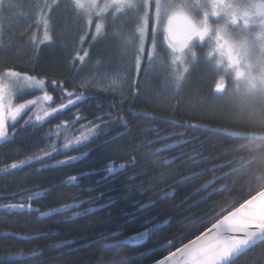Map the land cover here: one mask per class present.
Segmentation results:
<instances>
[{
    "label": "trees",
    "instance_id": "trees-1",
    "mask_svg": "<svg viewBox=\"0 0 264 264\" xmlns=\"http://www.w3.org/2000/svg\"><path fill=\"white\" fill-rule=\"evenodd\" d=\"M14 2L19 7L5 8L0 13L3 16L0 22L3 28L0 42L6 45L0 47V69L15 67L19 71L45 77L46 90L53 96V102L40 101L41 104L39 102V105L30 106L29 110H33V107V112L42 108L57 107L61 102L59 91L49 82L51 79L70 78L72 83L66 82L65 85L69 87V90L75 88L77 93L82 91L86 95H91L92 99L77 103L63 112L45 118V122L37 127H21L28 115H31L29 110H25L18 117L16 123L18 131L14 141L0 144V167L24 159L27 155L38 153L41 148H45L53 141H56L59 147L64 141V136L61 135L59 138L53 136L48 139L45 133L49 129H54L55 125L62 121L73 119V114L78 110L87 119L79 121L75 129L69 130L73 135L79 134L76 129H79L81 124L93 121L102 113H111L117 118L123 117L130 124L129 128L125 129L117 119L109 123L106 128H101L97 137L89 144L91 149L89 155L81 161L40 172L35 171L40 165L33 164L22 170H11L10 175L0 173V205L32 203L33 207L47 211L48 208L59 207L65 203L86 200L89 196H93L91 195L93 192L84 191L83 193L79 188L80 185L70 186L61 182L69 176L88 172L93 167L100 169L109 161H114L116 164L128 162L133 156L136 157L135 167H129L125 172L118 174L119 180L115 183L118 186L125 176L136 173L137 179L132 183L138 185L143 182V187L147 191L125 199L122 195L117 196L116 192H108L107 189L111 185L102 184L94 192V196L99 192H105L104 199L87 206L93 207L107 202L108 195L115 197L112 203L97 209L93 214L70 222L63 221L60 216L38 220L36 212L19 213L0 210V257H7L9 253L27 255L35 250L39 253L38 255L18 260L16 264H39L40 261H44L45 264H151L210 227L209 220L215 218L219 212V207L215 206L229 207L230 210L233 201H236L235 206H239V203H243L241 196L248 198L249 188L264 184V138L235 139L231 135L204 127L184 126L185 123H194L244 132H264V105L254 104L243 94L240 86L232 90L226 88L224 95L218 94L220 98L210 93L217 72L220 76L226 74L230 78L232 69L218 66V69L214 71L208 67L209 62L200 58V66L191 73L178 99L170 95L164 96L158 90L161 77L165 80V74L162 72H152L151 76H145L143 71L134 73V79L140 84L142 90L140 96L131 95L127 88L122 90L123 95L120 89L113 91L112 88L107 87L108 90L105 91V86L102 85L110 77H117L122 73L126 75L124 66L131 60V55L122 51L120 38L115 34L118 31V22L106 26V38L98 37L97 41H91L90 36H86L85 42L81 45L79 37L83 32L70 7V0H59V6H53L49 12L51 18L49 30L54 29V43L49 46V42H45L34 51L29 38L35 34L38 39H41L44 31L42 25L37 26L34 23L37 16L32 5L36 3V0H14ZM49 2L51 3V0ZM148 27L149 33L145 38V52L141 61L142 68L149 62L147 53L152 48L151 33L155 22L150 20ZM88 31L94 32V26ZM162 40V36L157 37L156 51L165 55L166 46L161 43ZM77 48L87 50L89 57H86L84 62H76L73 68L72 63L69 62V54H74ZM197 51L204 52V49L199 47ZM29 61H34V64L26 67ZM84 78L94 79L95 82L81 88L79 85ZM233 83L237 85L238 82ZM39 94L40 91L37 90H26L20 92L16 100L20 103L27 99L31 100L33 96L36 97ZM63 102L67 103L66 97ZM130 109L151 113L154 118H134ZM40 114L43 113L40 112ZM104 119L107 121L109 117L105 116ZM169 120H178L182 123L171 124ZM124 132L128 134L115 139L118 134ZM157 140L159 142L149 143ZM178 141H184V143L166 151L170 154L166 155L163 152L164 157L151 154L161 145L174 144ZM137 148L139 150H136ZM17 149H19L18 152L15 151ZM83 150V148L80 149V151ZM179 152L184 153H180L182 156L175 158L172 164L162 163V158H169ZM187 153L188 155H184ZM73 154L77 153L72 151L66 153V155ZM63 158L64 155L54 156L56 160ZM230 160L237 162L233 165L236 170L230 177L226 180L216 179V182L206 191H196L208 180L218 178L221 173L229 172L227 167L211 169L215 165H221ZM101 175H103L102 172L82 177V187L95 186L92 181L97 180ZM183 177L188 179L182 180ZM221 185H227L224 191H216L208 198L201 199L208 193H212L214 189H219ZM45 189L48 191L45 192ZM161 189L172 192L173 195L165 196ZM17 192L16 197L11 195ZM36 192H40L41 195L34 197L32 201L20 200L21 196ZM148 198L155 201L154 206L147 213L136 211L135 219H133L129 213L133 212L134 201L147 202ZM148 220L152 223H148L147 228H153L157 224L160 227L142 244L105 247V245H115L116 240L121 241L126 236L145 229V222ZM105 230L107 235L101 239L100 233ZM36 231L42 235L33 239L17 238ZM112 232H117L119 235L111 238ZM6 233L14 235H6ZM174 239L173 247L150 251ZM64 240H70L73 243L60 248L52 247ZM234 264H264V243H258L234 258Z\"/></svg>",
    "mask_w": 264,
    "mask_h": 264
},
{
    "label": "snow or ice",
    "instance_id": "snow-or-ice-1",
    "mask_svg": "<svg viewBox=\"0 0 264 264\" xmlns=\"http://www.w3.org/2000/svg\"><path fill=\"white\" fill-rule=\"evenodd\" d=\"M174 4V0H70V7L77 18L80 29L83 32L79 37V43L82 45L85 42V37L90 36L91 41H97L99 38H106L105 28L118 22V31L115 33L120 38V46L124 53L131 55V60L127 65L124 66V73L119 74L117 78H109V84L112 90H121L123 95V89L127 88L130 90V94L133 96L142 95L140 84L134 79V73L143 71L145 76L150 72H162L165 74L164 84L162 91L164 94L170 95L174 99H178L179 93L183 87L187 84L191 73L200 66V60L194 54L191 59L185 58V49L189 40L194 36H199L201 39L205 37L208 32L207 24H192L191 36L187 39L180 41L179 37L173 35L170 30V26L161 24V17H168V8ZM251 8L255 9V15L264 17V2L262 0H249ZM59 6V0H36V3L32 5V8L36 10L37 18L34 19V23L37 26L42 25L44 28L43 37L38 39L35 34H32L29 38V42L34 51L39 49L41 44L49 42V46L54 43V29L50 31V16L49 12L52 7ZM19 7L14 0H0V13L5 8L12 9ZM215 8V5H213ZM154 9V11H153ZM182 14V13H181ZM26 15V14H25ZM246 17L253 15L252 12H246ZM3 16L0 15V22H2ZM150 20L155 22V27L152 29V48L148 51V64L142 68L141 61L145 52V38L149 33V22ZM248 19H245V23H248ZM262 26H264V19L261 20ZM94 26V32L88 30ZM3 28L0 26V34H2ZM23 35V33L21 34ZM162 36L163 40L161 43L167 45V57L163 56L161 52L156 51L157 48V37ZM217 47L215 50H220L223 44L219 41L224 40L223 36L218 35ZM179 41V42H178ZM0 42V47H5ZM66 47V45H65ZM83 53V54H82ZM229 59L233 63H238L232 56L231 45L228 48ZM70 63L73 68L76 66V62H84L86 57H89V52L83 48H77L74 54H69ZM211 56V53H209ZM221 63L220 60L211 62L208 67L216 71L218 65ZM34 61H29L25 66L33 65ZM251 68V65H249ZM33 70H35L33 68ZM244 75L239 69L236 70V76L242 77ZM50 84L54 89L59 91L61 102L57 107L42 108L35 112L33 115H28V118L24 120V126L37 127L43 122L45 118L52 117L54 114L63 112L70 106H75L77 103H82L89 99H92L91 95H86L84 92L77 93L75 88L69 90V87L65 86L66 82L71 84L70 78L65 79H51ZM94 79L84 78L79 87H88L90 83H94ZM46 78L37 77L30 75L28 72H21L16 70L15 67H4L0 69V144L12 143L17 134L16 123L18 117L21 116L25 110H29V106L38 104L40 101L53 102V96L45 90ZM99 87V85H97ZM227 88L226 81L223 76L217 75L213 79L210 93L220 98L218 94L225 93ZM21 89H34L43 92L41 97L36 99L27 100L20 104L13 103V96ZM108 90L107 87L104 88ZM67 98V103L63 102L64 98ZM74 97V99H73ZM131 115L135 117H144L152 119L151 113L145 111H136L130 109ZM40 112L43 114L41 115ZM107 116L109 119L106 121L104 117ZM86 116L80 114V110L73 114V119L62 121L60 124L55 125L54 129H49L45 133V137L51 139L53 136L59 138L61 135L64 136V141L57 147V142L47 145L45 148H41L38 153L27 155L24 159L13 161L10 164H5L0 167V173L6 175L12 174L11 170H22L24 167H30L33 164H39L40 167L35 171L40 172L46 169H55L60 166H66L74 162L81 161L89 155L90 148L89 144L93 141L100 132L101 128H106L109 123L115 122L117 119L120 120L125 129L129 128L130 122L125 120L123 117H113L111 113H102L96 116L93 121H88L86 124H81L78 135H73L69 132L70 129H75L76 124L81 120H86ZM99 121V123H97ZM11 122V123H10ZM171 124H180L181 121L169 120ZM185 127H200L198 124H184ZM221 133H228L235 139L240 138L243 134L237 131L229 132V129L221 128L218 130ZM128 132L118 134L115 139H119L123 135H127ZM157 141H150L149 143H157ZM107 143V142H106ZM184 141H178L174 144H166L161 148H157L152 152V155H158L160 152L167 151L178 147ZM83 148L84 151H80ZM136 150H139L138 148ZM19 151V149L15 150ZM76 152V155H66L67 152ZM55 155H64L63 159H54ZM175 158L172 160L162 158L164 165L172 164ZM46 161H52L48 163ZM237 162L234 160L226 161L224 164L215 165L213 169L227 167L229 172L221 173L218 178H214L212 181H208L196 191L205 190L212 186L216 182V179H227L236 170L233 165ZM136 157L133 156L128 162H121L116 164L114 161H109L104 164L102 168L97 169L93 167L88 172H80L76 175L69 176L66 180L62 181V184L76 185L81 177H87L92 175L100 174V180L95 182V186L89 187L87 191L96 192L97 189L102 185H111L108 187V192H116L117 196H123L125 199L133 198L135 194H143L147 191L143 187V182L140 184H133L132 181L137 179V174L133 173L130 176H125L119 185H116V181L119 180L120 173H123L129 167H135ZM143 174V173H141ZM163 175V173H161ZM197 175V174H193ZM188 177H183L182 180H186ZM151 184V181H149ZM57 187L59 185H56ZM38 187V186H36ZM227 185H221L219 189H214L212 193H208L201 199H206L208 196L215 194L216 191H224ZM27 191V190H21ZM48 191L47 189L44 190ZM163 195L171 196L172 192L160 190ZM254 193V194H253ZM13 197L18 195L17 193L11 194ZM40 192L33 193L32 195L21 196V201H32L34 197H39ZM106 193L99 192L95 196H89L86 200H79L74 203H65L59 207L48 208L47 211H41L40 208L33 207L32 203L25 204L11 203L7 205H0V210L4 212H19V213H38L37 219L47 218L50 216H60L63 221L70 222L76 218H82L93 214L97 211L96 208L89 207L82 211H74L80 209L82 205L96 204L104 199ZM248 198L240 197L243 199V203H239V207L235 206V202L229 207H219V212L212 222L209 220L210 227L206 228L204 232H201L193 240L183 244L180 247H176L174 251H169L167 255L162 258L155 260L154 264H234V258L239 257L248 249L255 247L258 243H264V184L249 188ZM115 197L108 195V204L100 203V207L104 208L110 205ZM155 201L148 198L147 202L143 200H135L133 204V212L129 215L135 219V212L147 213L150 208L154 206ZM70 213V215H69ZM152 223L151 220L145 222V230L135 233L130 236L127 240L120 241L116 240L115 245H105V247L112 246H123L129 243L138 242L144 240L150 236L152 232L159 229L160 225H154L153 228H147L146 225ZM6 235H14L12 233H6ZM42 235L39 231L32 234H25L18 236L21 239H33ZM107 231L100 233L101 239L105 238ZM119 235L117 232L111 233V238H115ZM73 241L64 240L52 247L60 248L65 245H71ZM174 240L167 242L166 247H173ZM39 253L35 250L27 255L23 253H9L7 257H0V264H16L18 260L29 259L38 255ZM39 264H45L44 261H40Z\"/></svg>",
    "mask_w": 264,
    "mask_h": 264
},
{
    "label": "rangeland",
    "instance_id": "rangeland-1",
    "mask_svg": "<svg viewBox=\"0 0 264 264\" xmlns=\"http://www.w3.org/2000/svg\"><path fill=\"white\" fill-rule=\"evenodd\" d=\"M262 2H264V0H262ZM101 3H103V0H101ZM213 5H215V8ZM246 12H252L253 15L246 17ZM254 13L255 9L251 8L249 0H174V4L170 5L168 8L167 19L163 16L161 17V24L169 25L173 35L179 37L180 41L191 36L193 23L207 24L208 32L203 39L199 36H194L189 40L185 49V58L190 60L191 56L194 54L199 59L202 58L209 63L220 60L221 63L218 66L233 70L230 78L226 74L223 76L227 84V90H232V88H236V86L240 85L244 76L249 71H258L262 63L258 59L257 54L262 51L261 44L264 43V26L261 24V20L264 19V17L257 16ZM246 18L249 21L248 23H245ZM258 33L260 34L259 36L257 35ZM218 35L223 36L227 43H224L223 40L219 41V43L223 44V47L220 50H215L218 43L216 38ZM242 37H246V39L241 40ZM237 41H239V44H237ZM164 44L166 46L165 55H162L167 57L166 42ZM230 45L232 47L231 54L238 63H233V61L229 59L228 48ZM199 47L203 48L204 52L197 51ZM209 53H211V56H209ZM249 65H251V68H249ZM237 69L244 73L242 77L238 78L236 76ZM151 73L152 72L148 75L151 76ZM115 78L117 77H112V79ZM163 79L164 77H161V80L158 82V90L164 96H167V94H164L162 91V86L164 84ZM232 81L238 82L237 85ZM102 86L112 88L109 84V79ZM26 90L31 89H21L14 94V104L25 102H17L16 97L20 92ZM42 95L43 92L40 91L39 96H33L31 100L41 97ZM41 103L42 102L39 104ZM33 110H29L31 115L37 112H33Z\"/></svg>",
    "mask_w": 264,
    "mask_h": 264
},
{
    "label": "clouds",
    "instance_id": "clouds-1",
    "mask_svg": "<svg viewBox=\"0 0 264 264\" xmlns=\"http://www.w3.org/2000/svg\"><path fill=\"white\" fill-rule=\"evenodd\" d=\"M243 39H246V37L241 38V40ZM237 44H239V41H237ZM261 49L262 51L257 54L258 59L262 62L259 70L256 72L249 71L239 85L243 90V94L258 105H264V43L261 44Z\"/></svg>",
    "mask_w": 264,
    "mask_h": 264
},
{
    "label": "water",
    "instance_id": "water-1",
    "mask_svg": "<svg viewBox=\"0 0 264 264\" xmlns=\"http://www.w3.org/2000/svg\"><path fill=\"white\" fill-rule=\"evenodd\" d=\"M200 127H204V128H207V129H210V130H213V131H218L219 129H221V128H218V127L203 126V125H200ZM226 129H227V128H226ZM231 131H237V132L242 133L243 135H242L241 137L264 138V132H244V131H240V130L229 129V132H231ZM218 132H219V131H218ZM225 134H228V133H225ZM228 135H230V134H228ZM73 155H76V154H73ZM236 207H239V206H236ZM208 228H209V227H208ZM142 231H144V230H142ZM204 231H205V230H204ZM204 231H203V232H204ZM139 232H140V231H139ZM135 233H137V232H135ZM135 233L126 236V237L123 238L121 241L127 240L130 236L135 235ZM194 238H195V237H194ZM194 238H192V239H190V240H193ZM146 239H147V237H146L144 240H141V241H138V242H134V243H129V244H131V245L142 244L143 242L146 241ZM190 240H189V241H190ZM189 241L185 242L184 244L188 243ZM166 245H167V244L160 245V246H158V247H156V248L151 249L150 251H155V250H158V249L165 248ZM182 245H183V244H182ZM182 245H180V246H182ZM180 246H179V247H180ZM174 250H175V249H174ZM174 250H172V251H174ZM166 255H167V254H166ZM162 257H163V256H162ZM162 257H160V258H162ZM160 258H159V259H160ZM157 260H158V259H157ZM151 264H154V262H152Z\"/></svg>",
    "mask_w": 264,
    "mask_h": 264
},
{
    "label": "flooded vegetation",
    "instance_id": "flooded-vegetation-1",
    "mask_svg": "<svg viewBox=\"0 0 264 264\" xmlns=\"http://www.w3.org/2000/svg\"><path fill=\"white\" fill-rule=\"evenodd\" d=\"M113 138V137H112ZM106 141V140H105ZM163 145H161V146H159L158 148H161ZM175 148H177V147H175ZM182 149V148H181ZM168 150H171V149H168ZM167 150V151H168ZM84 151V150H83ZM165 153H166V151H164ZM165 153H163V152H160L159 153V156H165ZM182 153H184V152H179V153H176L175 155H172V156H170L169 158H167V159H170V160H172L173 158H177V157H179V156H182L181 154ZM167 154H170V152L169 153H166V155ZM184 155H188V153L187 154H184ZM98 180H100V178H98L97 180H93L92 181V183H95L96 181H98ZM208 181H212V180H208ZM207 181V182H208ZM77 185H80V189H82V192L84 193V191H87V189L89 188V187H93V186H86V187H82V177L79 179V181H78V183H77ZM87 192H89V191H87ZM91 195H93L94 196V192H93V194H91ZM83 200V199H82ZM103 204H108V201L107 202H105V203H103ZM88 204H84V205H82V207L80 208V209H77L76 211H82L83 209H85V208H89L88 206H87ZM93 208H96V209H100L101 207H100V204H97V205H95V206H93ZM143 230H145V229H143ZM140 231H142V230H140ZM137 232H139V231H137ZM135 233V232H134ZM133 234V233H132Z\"/></svg>",
    "mask_w": 264,
    "mask_h": 264
},
{
    "label": "bare ground",
    "instance_id": "bare-ground-1",
    "mask_svg": "<svg viewBox=\"0 0 264 264\" xmlns=\"http://www.w3.org/2000/svg\"><path fill=\"white\" fill-rule=\"evenodd\" d=\"M31 17V16H30ZM150 23V22H149ZM7 193V192H6Z\"/></svg>",
    "mask_w": 264,
    "mask_h": 264
}]
</instances>
